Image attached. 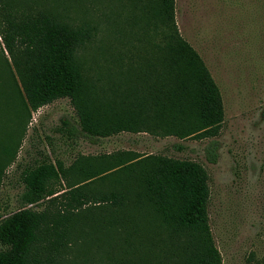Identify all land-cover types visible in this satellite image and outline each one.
Segmentation results:
<instances>
[{
	"label": "trees",
	"instance_id": "obj_1",
	"mask_svg": "<svg viewBox=\"0 0 264 264\" xmlns=\"http://www.w3.org/2000/svg\"><path fill=\"white\" fill-rule=\"evenodd\" d=\"M27 3L0 0L6 74L0 101L16 119L67 97L77 124H62L69 136L90 143L121 131L179 139L218 134L219 88L180 35L173 0L148 5L145 28L137 30L142 53L125 54L140 61L118 70V84L126 85L121 89L96 85L81 60L79 50L91 44L95 27L72 26ZM122 56L115 57L119 67ZM16 135L0 138V185ZM215 149L214 141L205 147L209 162L216 161ZM20 180L18 208L0 212V264H63L78 241L108 239L112 232L118 239L109 264H222L208 224L207 173L196 161L131 150L78 154L68 165L42 158L24 168Z\"/></svg>",
	"mask_w": 264,
	"mask_h": 264
},
{
	"label": "rangeland",
	"instance_id": "obj_2",
	"mask_svg": "<svg viewBox=\"0 0 264 264\" xmlns=\"http://www.w3.org/2000/svg\"><path fill=\"white\" fill-rule=\"evenodd\" d=\"M151 2L28 0L27 4L31 10H46L72 26L95 27L91 44L79 50L81 60L96 85L114 84L121 89L126 85L124 80L118 84L122 79L118 70L124 73L127 64L134 62L126 53H142L138 31L145 28ZM173 12L180 35L200 56L219 88L223 120L218 134L179 139L121 131L90 143L86 137L69 136L64 128L63 120L77 124L67 97L25 113L21 121L8 103L0 101V138L17 132L0 185V212L5 215L18 208L21 171L48 156L68 161L81 153L131 150L189 159L207 173L208 224L222 264H264V0H173ZM3 46L0 34V80L6 77ZM119 51L123 54L120 67L115 59ZM210 141L216 148L215 162L205 158ZM5 147H12L11 140ZM117 239L112 232L108 239L101 234L98 241L81 244L80 240L66 252L63 264H109L107 256Z\"/></svg>",
	"mask_w": 264,
	"mask_h": 264
},
{
	"label": "crops",
	"instance_id": "obj_3",
	"mask_svg": "<svg viewBox=\"0 0 264 264\" xmlns=\"http://www.w3.org/2000/svg\"><path fill=\"white\" fill-rule=\"evenodd\" d=\"M81 154H85V153H81ZM75 157V156H74ZM73 157V158H74ZM48 158L52 161V162H54L55 160H60L64 165H68L69 163H70V161L73 159V158H71L70 160H68V161H66V160H61V159H58V158H56V159H53V158H51L50 156H48Z\"/></svg>",
	"mask_w": 264,
	"mask_h": 264
}]
</instances>
